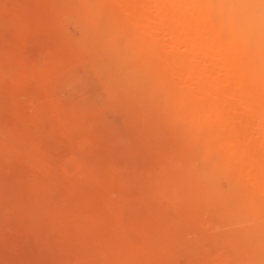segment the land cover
<instances>
[{
	"label": "bare ground",
	"instance_id": "obj_1",
	"mask_svg": "<svg viewBox=\"0 0 264 264\" xmlns=\"http://www.w3.org/2000/svg\"><path fill=\"white\" fill-rule=\"evenodd\" d=\"M143 2L83 0L81 7L73 0L78 14L102 29L93 37L104 42L102 58L116 75L151 80L162 123L190 156L200 160L195 146L208 142L224 154L225 175L239 174L250 185L259 158L257 52L242 56L239 37L201 33L189 10H146ZM25 13L24 0H0V264H189L186 214L169 204L183 207L186 192L194 195L216 177L200 163L70 164L58 147L77 141V130L63 126L46 90L58 59L42 44L28 47ZM170 24L175 32L165 29ZM180 31L195 45L181 51L198 52L216 77V87L196 96L147 44Z\"/></svg>",
	"mask_w": 264,
	"mask_h": 264
},
{
	"label": "rangeland",
	"instance_id": "obj_2",
	"mask_svg": "<svg viewBox=\"0 0 264 264\" xmlns=\"http://www.w3.org/2000/svg\"><path fill=\"white\" fill-rule=\"evenodd\" d=\"M24 8L28 47L33 50L42 44L58 59V73L46 90L53 94L63 126L77 130V141L63 139L59 145L62 157L72 165L94 166L200 163L199 157L192 158L190 150L179 144L173 128L162 123L151 80L133 73L116 75L102 58L104 42L93 37L102 29L78 13L67 15L63 0H24ZM184 197L189 203L193 195L186 192ZM185 219L189 264H219L222 257L212 239L203 237L214 238L230 224L222 214L201 217L200 227L193 231L188 228L191 217L186 214Z\"/></svg>",
	"mask_w": 264,
	"mask_h": 264
},
{
	"label": "clouds",
	"instance_id": "obj_3",
	"mask_svg": "<svg viewBox=\"0 0 264 264\" xmlns=\"http://www.w3.org/2000/svg\"><path fill=\"white\" fill-rule=\"evenodd\" d=\"M139 7L169 13L189 10L194 13L201 33L222 34L232 42L239 37L243 42L242 56L252 50L259 56L260 137L256 175L250 185L242 182L239 174L226 176L229 166L224 154L210 143L202 142L195 146L202 154L201 169L215 176L216 180L212 184H202L183 207L177 206L175 201L170 202L169 210L178 215H189L191 223L188 228L193 231L200 227L201 217L222 214L230 227L214 238L203 237L212 239L217 255L222 257L219 264H264V0H144ZM63 10L67 15H76L80 11L73 0H67ZM165 29L176 31L174 24L165 26ZM186 43L195 46L188 31H180L175 38L164 36L147 41L155 54L185 81L189 94L196 96L206 86L216 87L212 84L216 77L212 76L214 69L198 52L185 55L181 51L180 45ZM189 244L194 246L196 242L190 241Z\"/></svg>",
	"mask_w": 264,
	"mask_h": 264
}]
</instances>
